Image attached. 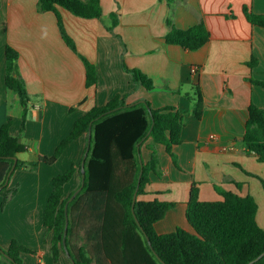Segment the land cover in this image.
<instances>
[{
	"label": "crops",
	"instance_id": "crops-1",
	"mask_svg": "<svg viewBox=\"0 0 264 264\" xmlns=\"http://www.w3.org/2000/svg\"><path fill=\"white\" fill-rule=\"evenodd\" d=\"M38 3L0 0V128L12 119L13 137L20 135L23 108L18 95L6 87L7 46L19 54L18 71L30 96L21 138L27 152L18 159L33 163L39 156H53L78 118L115 97L125 98L129 105L147 101L154 109L173 106L184 124L182 143L173 149L177 165L164 146H157L160 173L151 175L149 194L143 197L175 203L156 223V231L168 234L182 228L194 233L186 216L194 183L199 184L202 201L221 199L216 186L252 195L258 204L257 222L264 228L260 180H264V163L243 144L251 103L264 110V88L248 81H264V27L249 23L243 7L264 14V0H174L170 6L164 0H101L103 21L80 18L61 8L65 30L77 52L64 41L56 15L40 11ZM112 14L118 15L119 22L109 31ZM168 20L178 29L204 23L211 34L209 42L197 51L168 44ZM82 57L97 67L98 81L90 87ZM253 58L258 63L252 68L248 63ZM124 64L151 78L154 89L136 84ZM197 84L204 101L200 119L194 113ZM86 142L85 135L72 142L53 165L40 163L36 171H15L10 187L17 188L16 195L4 208L0 196V244L8 240L4 236L14 215L35 220L34 229L46 238L37 255L23 254V264H71L63 253L58 262L53 260L52 233L44 226L43 216L52 178L72 163L79 168ZM143 156L149 161L151 152L144 149ZM80 180L77 171L64 187L65 196Z\"/></svg>",
	"mask_w": 264,
	"mask_h": 264
},
{
	"label": "trees",
	"instance_id": "trees-1",
	"mask_svg": "<svg viewBox=\"0 0 264 264\" xmlns=\"http://www.w3.org/2000/svg\"><path fill=\"white\" fill-rule=\"evenodd\" d=\"M43 12H53L66 44L77 52L72 38L67 34L60 9L74 16L103 21L101 0H38ZM170 6L174 0H164ZM243 12L249 23L264 27V14L255 13L244 6ZM119 20L112 14L107 25L113 31ZM170 32L165 37L168 44L179 45L184 50L197 51L210 40L211 34L204 23L188 29L176 28L168 20ZM6 87L18 95L23 108V123L20 135L10 133L13 120L0 128V187L15 164L14 157L27 152L21 142L30 109V96L25 82L18 71V52L6 47ZM83 58V57H82ZM86 68V86L98 81L97 67L83 58ZM257 59L248 63L257 66ZM132 80L147 90L154 89V82L139 69L124 64ZM252 84L264 88V81L248 78ZM196 105L194 113L202 117L204 101L200 85L194 86ZM114 110V111H113ZM249 118L245 124L243 144L249 154L264 163V110L251 103ZM92 123V140L85 161V185L77 196L69 201L82 184L81 164L74 163L64 172L55 175L50 195L44 210L43 223L52 233L51 254L55 262L66 255L64 233L68 216L66 247L74 263L71 264H250L264 252V228L257 222L258 204L248 194L215 189L221 196L217 201H202L199 184L192 185L187 209V220L194 233L178 228L173 233L159 234L155 225L164 219L175 203L160 200H145L149 194L151 175H159L160 159L156 147L162 145L177 165L173 149L182 143L183 118L177 108L167 106L154 109L147 101L129 105L125 98L115 97L104 106H95L78 118L72 132L59 144L51 157L39 156L33 163L18 159L17 170L36 171L40 163L53 165L66 148L81 136H86ZM140 144V147L138 145ZM151 152L146 161L143 150ZM143 174L138 188L142 171ZM79 171V185L67 196L64 187ZM12 173V175L14 174ZM1 191L4 208L9 199L16 195L11 188V179ZM264 187V180L260 179ZM237 188L241 184H236ZM138 188L134 213L133 199ZM67 206V212H66ZM147 238H149L150 243ZM23 254L37 255V251L12 242L8 248L0 246V264H23ZM8 255V257H7ZM68 258V257H67ZM253 264H264V257Z\"/></svg>",
	"mask_w": 264,
	"mask_h": 264
},
{
	"label": "rangeland",
	"instance_id": "rangeland-1",
	"mask_svg": "<svg viewBox=\"0 0 264 264\" xmlns=\"http://www.w3.org/2000/svg\"><path fill=\"white\" fill-rule=\"evenodd\" d=\"M74 190V189H73ZM39 219L36 222L37 229L40 230ZM35 227V220L26 219L25 217H21L18 215H14L12 219V224L9 225L8 235L4 237L8 239L4 242L3 245L7 243L8 246L14 241L18 245L27 247L34 251L38 250L40 243L42 242L43 246L45 245V239L42 236V233L34 229ZM39 237H41L39 239ZM0 244L1 247L7 248L8 246H3ZM29 256H34L29 254ZM23 258V255L21 256Z\"/></svg>",
	"mask_w": 264,
	"mask_h": 264
},
{
	"label": "water",
	"instance_id": "water-1",
	"mask_svg": "<svg viewBox=\"0 0 264 264\" xmlns=\"http://www.w3.org/2000/svg\"><path fill=\"white\" fill-rule=\"evenodd\" d=\"M114 111V110H113ZM91 140H92V123L90 124V128H89V132H88V146H87V149L85 151V154L83 156V160H82V164H81V173H82V184L80 186V188L73 194V196L70 198L69 201H72L76 196L77 194L82 190V188L84 187L85 185V177H86V173H85V161H86V158L88 156V153H89V150H90V145H91ZM138 147H140V144L138 145ZM14 161H15V164L13 165L12 169L10 170L8 176H7V179H6V182L3 186L0 187V191L6 186L8 185L9 181H10V178H11V175L12 173L14 172L15 170V167H16V163L18 161V157H14ZM140 162H141V166H142V171H141V174H140V178H139V183H138V188H139V185H140V180H141V177H142V174H143V164H142V159L140 158ZM138 188L136 190V193L134 195V199H133V205H132V211L134 213V210H135V203H136V200H137V193H138ZM66 212H67V206H66ZM68 223H69V220H68V216L66 218V228H65V233H64V247H65V250H66V256L68 257V259L72 262V258L70 256V253L66 247V236H67V232H68ZM149 244L150 243V240L149 238H147ZM8 257V255H7ZM264 257V252L262 254H260L255 260H253L252 262H250V264H253L255 262H257L258 260H260L261 258ZM9 258V257H8Z\"/></svg>",
	"mask_w": 264,
	"mask_h": 264
},
{
	"label": "built area",
	"instance_id": "built-area-1",
	"mask_svg": "<svg viewBox=\"0 0 264 264\" xmlns=\"http://www.w3.org/2000/svg\"><path fill=\"white\" fill-rule=\"evenodd\" d=\"M197 71H198L197 68H193V69H192V73H193V74H196Z\"/></svg>",
	"mask_w": 264,
	"mask_h": 264
}]
</instances>
